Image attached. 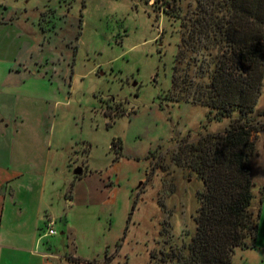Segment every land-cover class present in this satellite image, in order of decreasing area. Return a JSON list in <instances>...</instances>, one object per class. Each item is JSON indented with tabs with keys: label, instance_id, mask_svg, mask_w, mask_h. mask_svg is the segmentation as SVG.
Returning <instances> with one entry per match:
<instances>
[{
	"label": "rangeland",
	"instance_id": "374dc122",
	"mask_svg": "<svg viewBox=\"0 0 264 264\" xmlns=\"http://www.w3.org/2000/svg\"><path fill=\"white\" fill-rule=\"evenodd\" d=\"M198 1L0 0V16L8 6L24 17L22 40L32 46L26 57L46 78L23 93L37 113L30 124L50 141L49 171L63 181H74L78 168L90 174L71 183L76 205L55 224L57 234L43 232L59 258L176 264L195 235L205 186L182 151L231 125L230 119L208 120L209 110L191 101L195 88L185 91L187 102L171 92L181 37L190 31L182 20L188 25L195 18ZM186 54L178 65L181 87L187 72L198 82L197 71L209 62L203 53ZM252 137V206L262 211L253 247L237 249L231 264H264V126ZM118 141L122 151L114 147Z\"/></svg>",
	"mask_w": 264,
	"mask_h": 264
},
{
	"label": "trees",
	"instance_id": "16d2710c",
	"mask_svg": "<svg viewBox=\"0 0 264 264\" xmlns=\"http://www.w3.org/2000/svg\"><path fill=\"white\" fill-rule=\"evenodd\" d=\"M197 5L195 18L188 25L182 20V29L190 31L181 37L171 92L178 91L177 102H187L185 91L195 88L191 101L209 110L208 120L230 119L231 125L182 151L205 190L198 193L196 233L176 264H231L237 249L253 247L261 216V208L252 206L251 159L257 151L252 136L264 126L258 121L264 113L255 115L264 89V0H199ZM186 52L203 53L209 62L200 66L196 83L187 72L182 88L178 65ZM114 147L122 151L121 141Z\"/></svg>",
	"mask_w": 264,
	"mask_h": 264
},
{
	"label": "crops",
	"instance_id": "0c3cea01",
	"mask_svg": "<svg viewBox=\"0 0 264 264\" xmlns=\"http://www.w3.org/2000/svg\"><path fill=\"white\" fill-rule=\"evenodd\" d=\"M7 7L0 16V264H75L76 258H59L43 232L76 205L71 183L88 172L63 181L49 171L54 164L48 156L50 141L30 124L37 113L23 93L45 77L33 69L38 62L26 57L32 46L22 40L24 17L18 8Z\"/></svg>",
	"mask_w": 264,
	"mask_h": 264
},
{
	"label": "built area",
	"instance_id": "2783aa9c",
	"mask_svg": "<svg viewBox=\"0 0 264 264\" xmlns=\"http://www.w3.org/2000/svg\"><path fill=\"white\" fill-rule=\"evenodd\" d=\"M56 234H57V232L55 230V223L50 222L49 223V228H48V235L55 236Z\"/></svg>",
	"mask_w": 264,
	"mask_h": 264
},
{
	"label": "water",
	"instance_id": "95a60500",
	"mask_svg": "<svg viewBox=\"0 0 264 264\" xmlns=\"http://www.w3.org/2000/svg\"><path fill=\"white\" fill-rule=\"evenodd\" d=\"M82 173H83V169H82V168H78V169L75 171V175H76V176H80V175H82Z\"/></svg>",
	"mask_w": 264,
	"mask_h": 264
}]
</instances>
